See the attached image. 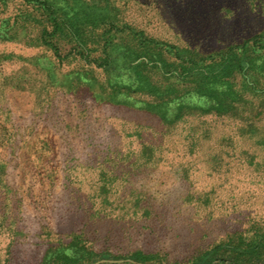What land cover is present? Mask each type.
<instances>
[{"label":"rangeland","instance_id":"rangeland-1","mask_svg":"<svg viewBox=\"0 0 264 264\" xmlns=\"http://www.w3.org/2000/svg\"><path fill=\"white\" fill-rule=\"evenodd\" d=\"M102 68L116 105L73 93ZM219 104L174 151L117 136ZM261 239L264 0H0V264H218Z\"/></svg>","mask_w":264,"mask_h":264},{"label":"trees","instance_id":"trees-1","mask_svg":"<svg viewBox=\"0 0 264 264\" xmlns=\"http://www.w3.org/2000/svg\"><path fill=\"white\" fill-rule=\"evenodd\" d=\"M76 56V55H75ZM77 58V57H76ZM99 68H101V66H99ZM102 72L105 74V80L103 82L98 81L95 77H90L89 81H96V85L94 88L91 89V87H89V85H85L83 83V81H79V83H77V85L74 87L73 89V93L76 92V90H78V87H82L84 86V88H86L89 92H91L92 97L95 99V101L97 103H107V104H112V105H116V103L114 102V97L119 95L121 92V90H117L114 89V87L111 86L110 83V77L107 76L108 72L106 70H104L102 68ZM83 77L88 75L87 73H82L81 74ZM46 81L49 82V79L46 77ZM84 84V85H83ZM75 91V92H74ZM121 106V105H120ZM124 106V105H123ZM220 104H219V109L218 108H212L209 110H203V109H197V108H183L181 114L177 117L176 120L174 121H167V119H165L162 116H159L158 114H154L153 112H150V110L148 108H138V110H143L145 112H149V114H152L154 116H156L163 124L170 126L167 127V129H163L160 131L161 133V138L160 140L157 141H150L147 139V128H144V125L142 124H138V126H136V128L134 129H130L127 128L126 124H123V126H121L119 128V130L116 129L117 131V136L120 138L121 141H126L127 138H131L134 137L136 139H134V141H130V142H136L137 140H140V143L143 145V147L145 148V150H149V151H163V152H169V151H174V149L171 146V137L177 136V133L170 135V131L173 129H176V126L181 122L184 121L186 118L193 116L194 114H199L201 115H208L212 112H216L219 113L220 110ZM126 108H131V109H135L133 108V106H125ZM222 107V106H221ZM171 136V137H170ZM171 141V142H170ZM176 151V150H175ZM187 152L189 151L186 150ZM238 238H236V240H239V242L237 244H240V242L242 243V241H240L241 234L237 235ZM236 236V237H237ZM232 241V238H230L228 240V243L230 244ZM234 241V239H233ZM235 242V241H234ZM233 242V243H234ZM238 248H240V245H237ZM250 248H254L251 252H242V251H238V252H230L228 255V257L226 259H222V261L218 264H264V239H261L258 241L256 246H252ZM48 261L43 262V264H47Z\"/></svg>","mask_w":264,"mask_h":264}]
</instances>
